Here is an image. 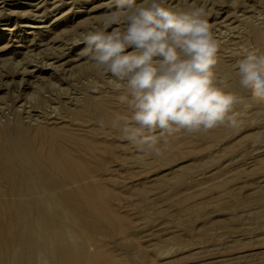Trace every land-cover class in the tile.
Instances as JSON below:
<instances>
[{
    "label": "rangeland",
    "instance_id": "obj_1",
    "mask_svg": "<svg viewBox=\"0 0 264 264\" xmlns=\"http://www.w3.org/2000/svg\"><path fill=\"white\" fill-rule=\"evenodd\" d=\"M16 1L6 0L0 8V127L16 124L20 112L22 123L31 117L26 127L59 130L57 135L63 136L64 142L66 139L72 154L69 157L74 160L70 157L67 171L81 174L75 173L81 183L66 187L73 194H40L35 199L57 222V237L41 238L44 227L38 221L30 229H17L18 235H37L23 248L24 264H264V102L254 101L240 84L238 72H233L237 61L249 51L264 54V0H165L166 6L176 10L205 9V18L211 28L216 24L212 32L218 35L214 37L219 47L222 45L215 69L219 84H232L229 91L241 102L235 106L237 127L219 124L207 130H181L166 137L167 143L160 146L161 155L139 152L122 137L119 127L113 126L118 116L130 115L119 101L122 90L118 91L110 76L99 73L81 53L85 47L81 34L100 26L110 11V0H67L66 5V0H41L43 9L34 5L38 0ZM59 1L62 3L57 6ZM229 14L228 19L234 20L225 19ZM29 55L32 61L28 59L26 65ZM33 59L40 60L41 66ZM52 60L55 64L49 63ZM34 63L38 67L32 66ZM23 78L27 84L21 83ZM4 89L10 90L9 97ZM36 99L38 104H33ZM103 109L111 128L98 121ZM28 113L33 115L27 118L24 115ZM74 186L80 191L75 192ZM6 243L1 236L0 264H18L21 241L12 242L9 252L5 251Z\"/></svg>",
    "mask_w": 264,
    "mask_h": 264
},
{
    "label": "clouds",
    "instance_id": "obj_2",
    "mask_svg": "<svg viewBox=\"0 0 264 264\" xmlns=\"http://www.w3.org/2000/svg\"><path fill=\"white\" fill-rule=\"evenodd\" d=\"M109 7L100 26L81 34V53L122 90L130 115L113 126L128 143L161 155L166 137L181 130L238 126L241 100L219 84V45L203 7L176 10L165 0H110ZM236 70L250 97L264 102V54L249 51Z\"/></svg>",
    "mask_w": 264,
    "mask_h": 264
},
{
    "label": "bare ground",
    "instance_id": "obj_3",
    "mask_svg": "<svg viewBox=\"0 0 264 264\" xmlns=\"http://www.w3.org/2000/svg\"><path fill=\"white\" fill-rule=\"evenodd\" d=\"M6 0H0V8L2 7V4H4V3H6L5 2ZM12 1H16V0H11V2ZM46 1H48V0H46ZM71 1V0H70ZM74 1V0H73ZM76 1H78V0H76ZM83 1H86V0H83ZM88 1V0H87ZM195 1V0H194ZM197 1V0H196ZM200 0H198V2H199ZM203 1H205L206 2V0H203ZM17 2V1H16ZM22 2V1H21ZM28 2V1H27ZM35 2H36V0H35ZM43 1H41V0H38V2L36 3V4H34L37 8H39V7H41V6H43V3H42ZM48 2H50V1H48ZM61 1H59V2H57L56 3V5L58 6L59 5V3H60ZM208 2V1H207ZM45 3L46 2H44V6H45ZM62 3V2H61ZM65 3V5H66V3H67V0L64 2ZM70 3V2H69ZM73 3V2H72ZM201 3H204V2H201ZM82 4H84V2L82 3ZM10 5H13V4H10ZM26 5H27V3H26ZM30 5H33V1L30 3ZM74 5H75V3H74ZM6 6V5H5ZM50 6V5H49ZM51 6H53V5H51ZM50 6V7H51ZM60 6V5H59ZM63 6V5H62ZM72 6V5H71ZM32 7V6H31ZM34 7V6H33ZM4 8V7H3ZM42 8V7H41ZM57 8V7H56ZM221 8V7H220ZM222 8H223V6H222ZM221 8V9H222ZM6 9V8H5ZM10 9V8H9ZM34 9H36V8H34ZM43 9V8H42ZM51 9V8H50ZM50 9H48V11L50 10ZM215 9H216V7H215ZM217 9H219V8H217ZM29 10V9H28ZM31 10V9H30ZM29 10V11H30ZM220 10V9H219ZM0 11H1V9H0ZM4 11H6V10H4ZM9 11H13V10H9ZM34 11V10H33ZM38 11V10H37ZM58 11V10H57ZM2 12V11H1ZM15 12H16V10H15ZM42 12V11H41ZM45 12H47L46 10H45ZM45 12H43V14L45 13ZM53 12V11H52ZM222 12H224V11H222ZM8 13H11V12H8ZM30 13V12H29ZM32 13V12H31ZM49 13V12H48ZM54 13V12H53ZM52 13V14H53ZM214 13H219V11H217V12H214ZM221 13V12H220ZM12 14H13V12H12ZM11 14V15H12ZM16 14V13H15ZM35 14V13H34ZM34 14H31V15H34ZM39 14V13H38ZM40 14H42V13H40ZM46 14V13H45ZM14 15V14H13ZM36 15V14H35ZM54 15V14H53ZM215 15V14H214ZM236 15V14H235ZM16 16V15H15ZM18 16V15H17ZM38 16V15H37ZM233 16V15H232ZM237 16V15H236ZM39 17V16H38ZM40 17H41V15H40ZM47 17V16H46ZM215 17H216V15H215ZM225 17H227V16H225ZM230 17V14L228 15V17L227 18H225L226 20L228 19ZM8 18V17H7ZM33 18H35V16L34 17H32V19ZM44 18V17H43ZM233 18H234V16H233ZM38 19H40V18H38ZM223 19H224V17H223ZM1 20V19H0ZM40 20H42V17H41V19ZM222 20V19H221ZM229 21H232V20H234V19H228ZM236 20V19H235ZM37 21V20H36ZM39 21V20H38ZM218 21H219V19H218ZM223 21V20H222ZM216 22V21H215ZM225 22V21H224ZM235 22V21H234ZM14 23V22H13ZM217 23V22H216ZM219 23V22H218ZM226 23V22H225ZM225 23L224 24H222V22H220V24L222 25V27H224V25H225ZM5 24H7V23H5ZM213 24H215V23H213ZM212 24V28L214 29V25ZM220 24H218V25H220ZM228 24H229V22H228ZM231 24H233L232 22H231ZM22 25V24H21ZM34 25V24H33ZM46 25V24H45ZM45 25H43V26H45ZM216 25V24H215ZM11 26V25H10ZM15 26V25H14ZM13 26V27H14ZM29 26V25H28ZM31 26V25H30ZM29 26V27H30ZM40 26V25H39ZM42 26V27H43ZM47 26V25H46ZM227 26V25H226ZM225 26V27H226ZM12 27V28H13ZM23 27V26H22ZM24 27H25V25H24ZM34 27V26H33ZM38 27V26H37ZM36 27V28H37ZM48 27V26H47ZM231 27V26H230ZM234 27H235V25H234ZM9 28V27H8ZM41 28V27H40ZM227 28V27H226ZM3 29H5V26L3 27ZM11 29V28H10ZM9 29V30H10ZM46 29H48V28H46ZM46 29H44V30H46ZM217 29H219V28H217ZM223 29H225V28H223ZM234 29V28H233ZM6 30H7V28H6ZM50 30V29H49ZM111 30V29H110ZM226 30V29H225ZM224 30V31H225ZM228 30H230V29H228ZM228 30H226L227 32H228ZM21 31V30H20ZM24 31V30H23ZM42 31V30H41ZM225 31V32H226ZM232 33H233V30L231 29L230 30ZM229 31V32H230ZM235 31H237L236 29H235ZM12 32V31H11ZM25 32V31H24ZM40 32V31H39ZM44 32V31H43ZM42 32V33H43ZM216 31L214 30V33H215ZM219 32H221L222 33V31L220 30ZM227 32L225 33V34H227ZM238 32L239 31H237V38H239V34H238ZM17 33H18V30H17ZM20 33V32H19ZM41 33V32H40ZM236 33V32H235ZM31 34H32V36H33V34L34 33H32L31 32ZM36 34H37V32H36ZM217 34V33H216ZM224 34V35H225ZM228 35H229V33H228ZM231 35V34H230ZM214 36H218V35H214ZM226 36V35H225ZM231 36H233V35H231ZM235 36V35H234ZM233 36V37H234ZM235 36V37H236ZM10 37V36H9ZM220 37V36H219ZM225 38V37H224ZM227 39H226V41L228 40V38L229 37H226ZM215 39L217 40L218 38H216L215 37ZM221 39V38H220ZM223 39V38H222ZM235 39V38H234ZM14 40H16V39H14ZM25 40V39H24ZM17 41V40H16ZM223 41H225V39H223ZM225 41V42H226ZM229 41H230V39H229ZM233 41V40H232ZM235 41V40H234ZM50 42H51V40H50ZM75 42V41H74ZM221 42V41H220ZM236 42H238V41H235V43ZM52 43H53V41H52ZM224 43V42H223ZM223 43H220V44H223ZM227 43V42H226ZM229 43V42H228ZM19 44V43H18ZM55 44V43H54ZM230 44V43H229ZM21 45H23L22 43H21ZM40 45H43V44H40ZM225 46L227 45V44H224ZM233 44L231 43V46H232ZM74 46V45H73ZM228 46H230V45H228ZM26 47V46H25ZM53 47V46H52ZM222 47V45L219 47V48H221ZM234 47H236V44H235V46ZM233 47V48H234ZM54 48H56V47H54ZM27 49V48H26ZM53 49V48H52ZM57 49V48H56ZM22 50V49H21ZM55 50V49H54ZM222 50H225V49H222ZM232 50V49H231ZM30 51V50H29ZM227 51V50H226ZM225 51V52H226ZM233 51V50H232ZM22 52V51H21ZM55 52V51H54ZM64 52V51H63ZM62 52V53H63ZM224 52V51H223ZM18 53H20V52H18ZM29 54H32V53H30V52H28ZM56 53V52H55ZM60 53H61V51H60ZM227 53V52H226ZM226 53H224L225 55H226ZM34 54V53H33ZM39 54V53H38ZM37 54V55H38ZM64 54V53H63ZM223 54V55H224ZM230 54V53H229ZM28 55V54H27ZM228 55V54H227ZM226 55V56H227ZM36 56V54L34 55V57ZM38 56H41V55H38ZM37 56V57H38ZM56 56H58V55H56ZM30 57V58H29ZM29 57L28 58H26L27 60H25V64H26V61H29L30 59H32L31 58V56L29 55ZM33 57V58H34ZM51 58V56H49L48 55V58ZM59 57V56H58ZM55 58V57H54ZM57 58V57H56ZM24 59V58H23ZM29 59V60H28ZM37 59V58H36ZM36 59H33L34 60V62L35 61H39V66H41L40 65V60H36ZM39 59V58H38ZM40 59H42V57L40 58ZM45 59V58H44ZM47 59V58H46ZM21 60V59H20ZM48 60V59H47ZM50 60V59H49ZM48 60V61H49ZM55 60V59H54ZM19 61V60H18ZM21 61H23V60H21ZM21 61H19L20 63H21ZM32 60H30V62H31ZM42 61V60H41ZM56 61V60H55ZM15 62V61H14ZM43 62H45V61H43ZM51 62H53V60L52 61H50L49 63H51ZM18 63V62H17ZM16 63V64H17ZM19 63V64H20ZM28 64H31V63H29V62H27ZM37 63V62H36ZM36 63H34V64H32V66L33 65H36ZM49 63H47V64H49ZM54 64H55V62H53ZM53 63L51 64V66L53 65ZM19 64H17L18 66H19ZM22 64V63H21ZM27 65V64H26ZM26 65L24 66V67H26ZM62 65H64V64H62ZM61 65V66H62ZM21 66H23V64L21 65ZM21 66H19V67H21ZM29 66V65H28ZM37 66V65H36ZM50 66V67H51ZM55 66V65H54ZM38 67V66H37ZM56 67V66H55ZM57 67H59V66H57ZM18 68V67H17ZM42 68H44L45 69V67H44V65H43V67ZM60 68V67H59ZM13 69H15V68H13ZM26 69V68H25ZM28 69V68H27ZM30 69V68H29ZM28 69V70H29ZM35 69V68H34ZM54 69H56V68H54L53 67V71H54ZM2 70H3V68H2ZM20 70L21 69H19L18 71L20 72ZM24 70V69H23ZM30 70H33L32 68L30 69ZM40 70H41V68H40ZM59 70V69H58ZM0 71H1V68H0ZM9 71H10V69H9ZM12 71V70H11ZM17 71V70H16ZM35 71V70H34ZM57 71V70H56ZM60 71H61V68H60ZM65 71H67V69L65 68ZM1 72H3V71H1ZM6 72H8V71H6ZM5 72V73H6ZM14 71H12V72H10V73H13ZM19 72H17V73H19ZM22 73H24L23 71H21ZM36 72H38V71H36ZM36 72H34V73H36ZM55 72V71H54ZM234 73H236L237 71L236 70H234L233 71ZM9 73V72H8ZM9 73V74H10ZM26 73H27V70H26ZM56 73V72H55ZM59 73V72H58ZM58 73H56V74H58ZM4 74V73H3ZM14 74V73H13ZM13 74H10V75H12L13 76ZM25 74V73H24ZM28 74V73H27ZM33 74V73H32ZM40 74V73H39ZM38 74V75H39ZM64 73H62V75H63ZM7 75V74H6ZM10 75H9V77H10ZM15 75H16V73H15ZM22 75V74H21ZM31 75V74H30ZM44 75V74H43ZM51 75V74H50ZM5 77V75H2L1 77L2 78H4ZM31 76H34V75H31ZM41 76V75H40ZM61 76V75H60ZM59 76V77H60ZM22 77H23V75H22ZM35 77V76H34ZM39 77V76H38ZM38 77H36V78H38ZM43 77V76H42ZM41 77V78H42ZM59 77H57V80H58V78ZM25 78V77H24ZM21 79V80H23V81H21V83L22 84H25L24 83V80L25 79ZM31 78V77H30ZM53 78H54V75H53ZM53 78H51V79H53ZM6 79V78H5ZM4 79V80H5ZM11 79L12 78H10V81H9V78H8V81L12 84V81H11ZM13 79H15V78H13ZM26 79H28V78H26ZM44 79H45V77H44ZM29 80H31V79H29ZM28 80V81H29ZM41 80V79H40ZM39 80V82H41ZM45 80H47V79H45ZM48 80L50 81V78H48ZM60 81H61V79H60ZM60 81H58V82H60ZM4 82V81H3ZM36 82V80H34V82L33 83H35ZM39 82H38V84H39ZM15 83V82H14ZM30 84L29 85H32L31 84V82H29ZM42 83V82H41ZM45 83V82H44ZM62 83V82H61ZM2 84V81H1V83H0V85ZM6 84H8V83H6ZM20 84V83H19ZM27 84V83H26ZM4 85V87H6L7 88V86L5 85V84H3ZM21 85V84H20ZM34 85V84H33ZM228 86H227V88H228V90H231L232 88H233V86H232V84H227ZM15 86V85H14ZM36 86L37 87H39L37 84H36ZM36 86H34V87H36ZM40 86H42V85H40ZM3 87V88H4ZM8 87H10V85H8ZM21 87V88H20ZM19 88L20 89H22V86H20ZM27 87V86H26ZM32 87V86H31ZM1 88V87H0ZM16 89H17V86L15 87ZM16 89H15V92H16ZM2 90V89H1ZM8 90V89H7ZM25 90H27V89H25ZM30 90V89H29ZM10 91V90H9ZM9 91H7V92H5V89H4V92L5 93H7V95H8V92ZM18 91V90H17ZM21 91H24V90H20V92ZM12 92H13V90H12ZM14 92V93H15ZM19 91H18V93H20ZM25 92V91H24ZM23 92V93H24ZM27 92V91H26ZM13 93V94H14ZM10 94V93H9ZM27 94V93H26ZM29 94V93H28ZM15 95V94H14ZM17 95V94H16ZM29 95H31V97H32V94H29ZM42 95V94H41ZM43 95H46V94H43ZM42 95V96H43ZM51 95V94H50ZM50 95H49V97H50ZM3 96V95H2ZM22 96V95H21ZM24 96V95H23ZM22 96V97H23ZM28 96V95H27ZM26 96V97H27ZM41 96V97H42ZM56 96V95H55ZM8 97H9V95H8ZM18 97H19V95H18ZM21 97V98H22ZM0 98H1V96H0ZM15 98V97H14ZM14 98H12V99H14ZM20 98V97H19ZM64 98V97H63ZM69 98V97H68ZM1 99H3V97L1 98ZM16 99H17V102H18V98H17V96H16ZM42 99H44V97H42ZM57 99V98H56ZM55 99V101H57ZM72 99V98H71ZM71 99H70V104H72L73 102L71 101ZM10 100H11V98H10ZM9 99H8V101H10ZM15 100V99H14ZM24 100L26 101V98L24 97ZM32 100V99H31ZM39 100V99H38ZM47 100H49V98L47 99ZM67 100V99H66ZM7 101V102H8ZM22 101V100H21ZM24 101V102H25ZM34 101H37V99L36 100H33L32 102H33V104H34ZM59 101V100H58ZM41 102V101H40ZM39 102V103H40ZM42 102L44 103V101L42 100ZM65 102V101H64ZM12 103V102H11ZM10 103V104H11ZM13 103H15L14 101H13ZM42 103V104H43ZM62 103H63V101H62ZM16 104H18L19 105V102L18 103H16ZM20 104H21V102H20ZM32 104V103H31ZM35 104H38V101H37V103H35ZM42 104H40V105H42ZM47 104V103H46ZM51 103H49V105H50ZM17 105V106H18ZM26 106H28V104H25ZM0 106H1V104H0ZM14 106L16 107V105L14 104ZM29 106H31V105H29ZM34 106V105H33ZM70 106V105H69ZM68 106V107H69ZM3 107V106H2ZM1 107V108H2ZM10 107V106H9ZM37 107H39V106H37ZM37 107H35L36 108V110H37ZM42 107V106H41ZM44 107H45V105H44ZM43 107V108H44ZM47 107V106H46ZM67 107V109H70V108H68ZM0 108V109H1ZM28 108V107H27ZM47 108H49V107H47ZM46 108V110H48ZM11 109H13V107L11 108ZM19 108L17 107V109H16V111L18 110ZM30 109H31V111H32V109H33V107H30ZM29 109V110H30ZM40 110H41V108H39ZM39 109H38V112H40L39 111ZM52 109V108H51ZM101 109V108H100ZM25 111L26 109H22L21 111ZM5 111V110H4ZM0 112H2L1 110H0ZM11 112V111H10ZM12 112H13V110H12ZM11 112V113H12ZM18 112H19V110H18ZM17 112V113H18ZM26 112V111H25ZM30 112V111H29ZM46 112V111H45ZM101 112H103V113H101V119H99L98 121L101 123V124H103V125H105L106 127H112V122L110 121V119H108V118H110V117H106L105 115V113H104V109H103V111H101ZM10 113V114H11ZM20 113V112H19ZM19 113L17 114L19 117L17 118L18 119V121H16L15 123L16 124H14L13 126L12 125H9V126H3V127H0V217H1V215L3 216V219H1L0 218V237L1 236H3L4 237V239H6V241H7V243H6V246H5V251L6 252H9L10 251V244L13 242V243H15V242H17V241H21V243H22V246H21V252L19 253V261H18V264H24L25 262H26V259L23 257V248L26 246V245H28V244H30V243H32L34 240H36L37 239V235H35V234H30V233H28V232H26V233H23V234H21V235H18L16 232H17V229H30L33 225H34V222L35 221H38L43 227H44V232L42 233V234H39V235H41L40 237L41 238H44V239H51V240H54L56 237H57V235H56V233L54 232L56 229L55 228H57L56 226H58V225H56L57 224V222L52 218V216H50V213H49V211L45 208V206H44V204L43 205H41L40 204V202L39 203H37V200H35V199H37V196H40V194H42L43 196H44V194H45V196L48 194H58V195H69V194H73V191H68V189L69 188H66L67 187V185L68 186H70L71 184H75V182H80L81 183V181L79 180V178L75 175V173H77V171L75 170L74 171V173H72V171L71 170H69L68 169V171H67V165L70 163V161L71 160H69L70 159V157H69V155L71 154L70 152H69V150L70 149H67V148H69V147H67L68 146V144H66V139H65V142H64V140L63 139H61L60 138V136L58 137V135L60 134H58V132H59V130H58V132H57V129H56V131H55V129H51L52 131H50L49 129H50V127L49 126H46V127H49L48 129L46 128L45 129V126L44 127H42V126H40L38 129H35L34 128V126H33V128H32V126H30L33 130H35L34 131V133H32L33 131H31V128L30 127H26V126H29V125H27V123H29L28 121L31 119V117L30 118H28L29 116H31V115H33V114H31L30 113V115H29V113H28V115L26 114V115H24L25 117L27 116V118L29 119L28 121L26 120L25 121V123H26V125H24L25 123H22V121L24 122V120H21L22 119V117L20 118V116L21 115H19ZM43 113V112H42ZM51 113H53V112H51ZM12 114H14V112L12 113ZM11 114V115H12ZM25 114V113H24ZM40 114V113H39ZM39 114H37V115H39ZM48 115L50 114V113H47ZM105 114V115H104ZM16 115V116H17ZM22 115H23V113H22ZM41 115H43V114H41ZM44 115H46V114H44ZM43 115V116H44ZM13 116H15V115H13ZM36 116V115H35ZM35 116H34V118H35ZM24 117V118H25ZM45 117V116H44ZM46 117H47V115H46ZM50 117H51V114H50ZM49 117V118H50ZM53 117V116H52ZM16 118H14V119H16ZM27 118H25V119H27ZM43 118V117H42ZM16 119V120H17ZM19 119H20V121H19ZM33 119V118H32ZM43 119H45V118H43ZM33 120H36V119H33ZM49 120V119H48ZM31 121V120H30ZM96 121V120H95ZM46 122H48L47 120H46ZM51 122H53V121H50V122H48V124L50 123V124H52ZM111 122V123H110ZM54 123V122H53ZM10 126H12V127H10ZM42 127V128H41ZM104 127V126H103ZM54 128V127H53ZM202 128V127H201ZM59 129V128H58ZM52 133H55L56 135H52ZM44 134H45V136L46 135H48V136H46L47 138H45L44 137ZM58 134V135H57ZM121 135V134H120ZM55 136V137H54ZM122 136V135H121ZM123 137V136H122ZM67 146H66V145ZM71 151V150H70ZM67 152H69V154L67 153ZM72 155V154H71ZM69 157V158H68ZM72 158V157H71ZM72 160H73V158H72ZM74 161V160H73ZM72 163V162H71ZM71 163H70V165H71ZM73 164H74V162H73ZM73 166H75V165H73ZM72 167V166H71ZM70 171V174H72V176L70 175V174H67L68 172ZM73 174H74V176H73ZM78 174V173H77ZM85 175V174H84ZM78 176H80L81 177V174H78ZM85 177H86V175H85ZM84 177V178H85ZM89 177V176H88ZM83 178V177H82ZM85 180V179H84ZM80 183H78V184H80ZM73 184V185H74ZM77 184V183H76ZM77 184V185H78ZM73 185H71V186H73ZM71 186H70V188H71ZM75 187V186H74ZM73 187V188H74ZM78 188L79 187H77V189H76V187L74 188L75 190V192H79L78 191ZM82 188V187H81ZM80 189V188H79ZM82 189H84V188H82ZM75 194H77V193H75ZM57 195V196H58ZM61 196V197H62ZM74 196V195H73ZM70 198L69 196H66V197H64V198ZM60 198V197H59ZM61 199H63V198H61ZM39 201V200H38ZM65 201V200H64ZM65 203V202H64ZM40 204V205H39ZM65 204H67V203H65ZM33 205H35V207L33 208L34 210H32V208L31 209H29L31 206H33ZM67 205H69V204H67ZM37 206H41L40 208H39V211H37L36 212V209H37ZM27 208V210H26V208ZM69 207H70V205H69ZM78 211V210H77ZM76 211V212H77ZM25 220H27V223H28V225H27V227L25 226L26 224H24L25 222ZM41 227V226H40ZM42 228V227H41ZM55 235H56V237H55Z\"/></svg>",
    "mask_w": 264,
    "mask_h": 264
}]
</instances>
